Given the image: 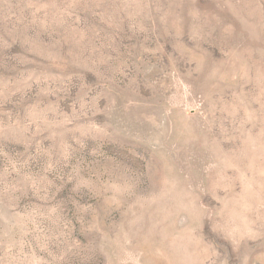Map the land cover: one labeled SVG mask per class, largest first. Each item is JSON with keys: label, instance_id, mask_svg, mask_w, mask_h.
<instances>
[{"label": "rangeland", "instance_id": "374dc122", "mask_svg": "<svg viewBox=\"0 0 264 264\" xmlns=\"http://www.w3.org/2000/svg\"><path fill=\"white\" fill-rule=\"evenodd\" d=\"M0 264H264V0H0Z\"/></svg>", "mask_w": 264, "mask_h": 264}]
</instances>
